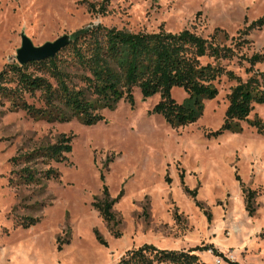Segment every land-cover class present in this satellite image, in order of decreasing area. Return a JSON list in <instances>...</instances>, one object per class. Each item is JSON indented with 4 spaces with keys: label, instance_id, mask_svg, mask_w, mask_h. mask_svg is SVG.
<instances>
[{
    "label": "rangeland",
    "instance_id": "374dc122",
    "mask_svg": "<svg viewBox=\"0 0 264 264\" xmlns=\"http://www.w3.org/2000/svg\"><path fill=\"white\" fill-rule=\"evenodd\" d=\"M263 13L264 0H0V68L16 61L21 33L34 45L98 23L134 32L187 27L202 36L219 28L236 36ZM240 42L237 54H264V27ZM237 61L221 60L245 78L247 62ZM253 68L264 71V61ZM232 84L221 75L201 114L180 126L150 110L157 93L143 97L136 86L131 106L119 99L100 109L102 118L91 124L31 117L0 98V264H112L143 242L197 246L206 264H264V236L258 235L264 226V133L250 123L257 117L264 124V104L254 103L239 130L211 134ZM170 93L177 101L186 95L177 85ZM61 132L71 135L65 160L10 162ZM25 165H51L59 175L23 183L14 170ZM240 182L254 192L252 214ZM102 185L115 197L113 226L92 204ZM23 216L37 220L22 226ZM208 244L220 254L203 248Z\"/></svg>",
    "mask_w": 264,
    "mask_h": 264
},
{
    "label": "trees",
    "instance_id": "16d2710c",
    "mask_svg": "<svg viewBox=\"0 0 264 264\" xmlns=\"http://www.w3.org/2000/svg\"><path fill=\"white\" fill-rule=\"evenodd\" d=\"M262 27L264 13L238 30L236 36H228L219 28L202 36L187 27L169 31L158 26L156 30L134 32L91 24L70 34L69 43L51 57L21 64L17 61L5 63L0 68V98L31 117L57 121L75 117L82 124H91L102 118L100 109L112 108L119 99L131 106L133 87L136 86L143 97L157 93L158 99L150 110L160 114L169 125L180 126L201 114L204 100L216 95V80L224 75L234 80V84L227 93L222 121L211 134L236 131L241 127L240 120L247 119L254 103L264 104V71L253 68L256 62L264 61V54L253 52L248 57L237 54L242 45L241 37ZM226 40L230 42L226 44ZM234 57L237 62L240 59L247 62L245 78L221 62ZM174 85L181 86L186 92L181 101L175 100L170 93ZM27 97L39 100L41 104L36 105ZM250 123L264 133V124L259 118L255 117ZM70 139V134L61 132L51 142L38 145L25 154L12 155L10 162L14 165L25 163L36 156L44 163L50 159L63 161L71 148ZM14 173L23 183L59 175L51 165L42 169L25 165ZM239 184L244 207L252 214L254 192L241 182ZM185 190L193 193L188 188ZM114 201L115 197L109 196L105 185H102L101 197H94L92 201L109 226L117 223L111 209ZM36 220L35 216H23L18 222L27 226ZM113 234L117 236L115 231ZM258 235L264 236V226ZM203 248L220 254L211 244ZM198 249L197 246L164 248L143 242L125 249L112 264H206L199 258ZM228 263L238 264L235 260H228Z\"/></svg>",
    "mask_w": 264,
    "mask_h": 264
},
{
    "label": "water",
    "instance_id": "95a60500",
    "mask_svg": "<svg viewBox=\"0 0 264 264\" xmlns=\"http://www.w3.org/2000/svg\"><path fill=\"white\" fill-rule=\"evenodd\" d=\"M70 35L62 34L51 41L34 45L23 33L20 34V44L15 49V60L21 64L31 59H44L53 56L69 43Z\"/></svg>",
    "mask_w": 264,
    "mask_h": 264
},
{
    "label": "built area",
    "instance_id": "2783aa9c",
    "mask_svg": "<svg viewBox=\"0 0 264 264\" xmlns=\"http://www.w3.org/2000/svg\"><path fill=\"white\" fill-rule=\"evenodd\" d=\"M218 261V259H216Z\"/></svg>",
    "mask_w": 264,
    "mask_h": 264
}]
</instances>
